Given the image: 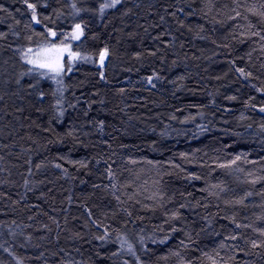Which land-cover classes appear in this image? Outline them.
I'll list each match as a JSON object with an SVG mask.
<instances>
[{
	"label": "trees",
	"instance_id": "obj_1",
	"mask_svg": "<svg viewBox=\"0 0 264 264\" xmlns=\"http://www.w3.org/2000/svg\"><path fill=\"white\" fill-rule=\"evenodd\" d=\"M113 2L0 0V264H264V0Z\"/></svg>",
	"mask_w": 264,
	"mask_h": 264
},
{
	"label": "snow or ice",
	"instance_id": "obj_2",
	"mask_svg": "<svg viewBox=\"0 0 264 264\" xmlns=\"http://www.w3.org/2000/svg\"><path fill=\"white\" fill-rule=\"evenodd\" d=\"M25 3L27 4V7L32 10L33 21L38 22L37 17H36L35 6L32 3H28V0H25ZM116 3H119V0H114V2L112 4L102 5L101 6V12H103V10L107 7H114ZM73 7L75 8V5H73ZM51 35L55 36L56 34L53 32V33H51ZM82 35H83V31L81 29V26L79 24H77L75 26V30L73 31V33H71V36L73 39L79 40ZM29 51H31V49H29ZM44 51H46V52L56 51L59 53H63L65 51H67L69 60H75L79 57V53H74V52L70 51L68 48H58V47L54 46L53 49H45ZM37 55H39V54H37ZM107 55H108L107 49H104L103 51H101V53H100L101 65H103L104 59ZM59 59H60V57L48 58L46 61L40 62V63H37V62L29 59V60H27V62L30 64L36 63L37 67L47 68L49 71L55 72L58 75L61 71H63V65L59 63ZM84 59H88V58L85 57ZM68 70L71 71V68H69ZM239 71L243 74V69H239ZM101 78H103V74H101ZM260 110L264 111V108H261ZM237 159H239V157H237ZM262 235H264V233H262ZM254 246H256V245L254 244ZM128 250L131 251V245L128 246Z\"/></svg>",
	"mask_w": 264,
	"mask_h": 264
},
{
	"label": "rangeland",
	"instance_id": "obj_3",
	"mask_svg": "<svg viewBox=\"0 0 264 264\" xmlns=\"http://www.w3.org/2000/svg\"><path fill=\"white\" fill-rule=\"evenodd\" d=\"M72 37V36H71ZM73 39V38H72ZM76 40V39H74ZM55 47H58V48H68L70 50V47L66 46V45H61V46H55ZM54 47H50V48H46V49H53ZM45 49H42L41 51L37 52L33 57H32V60L37 62V63H40V62H44L46 61L48 58H55V57H60L59 59V63L60 64H63V59L65 57H68V52L65 51L63 53H59V52H56V51H50V52H46L44 51ZM71 51V50H70ZM39 54V55H37ZM36 65V63H34ZM43 69H46L48 70L47 68H43Z\"/></svg>",
	"mask_w": 264,
	"mask_h": 264
},
{
	"label": "water",
	"instance_id": "obj_4",
	"mask_svg": "<svg viewBox=\"0 0 264 264\" xmlns=\"http://www.w3.org/2000/svg\"><path fill=\"white\" fill-rule=\"evenodd\" d=\"M104 65H105V60L103 62V65H101V63H100L99 67L102 68Z\"/></svg>",
	"mask_w": 264,
	"mask_h": 264
}]
</instances>
